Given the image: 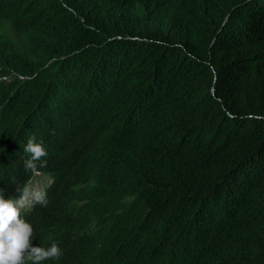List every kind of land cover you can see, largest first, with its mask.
<instances>
[{
    "label": "trees",
    "instance_id": "1",
    "mask_svg": "<svg viewBox=\"0 0 264 264\" xmlns=\"http://www.w3.org/2000/svg\"><path fill=\"white\" fill-rule=\"evenodd\" d=\"M33 136L40 264H264V0H0L8 198Z\"/></svg>",
    "mask_w": 264,
    "mask_h": 264
},
{
    "label": "clouds",
    "instance_id": "2",
    "mask_svg": "<svg viewBox=\"0 0 264 264\" xmlns=\"http://www.w3.org/2000/svg\"><path fill=\"white\" fill-rule=\"evenodd\" d=\"M24 151L31 154V159L25 161V169L33 172L31 180L22 189H17L19 199H5L3 190H0V264H26L28 261L40 264L63 255L57 243H52L48 248L33 246V226L21 218V209L33 204L46 206L48 203L46 192L28 187L33 186L32 181L45 177L38 173L36 162L47 155L46 150L42 143L35 142L33 136Z\"/></svg>",
    "mask_w": 264,
    "mask_h": 264
},
{
    "label": "rangeland",
    "instance_id": "3",
    "mask_svg": "<svg viewBox=\"0 0 264 264\" xmlns=\"http://www.w3.org/2000/svg\"><path fill=\"white\" fill-rule=\"evenodd\" d=\"M45 178L46 177H42L41 179H38V180L36 179V180L32 181L33 186L29 185L28 187L32 188L33 190H36L38 187H39L38 189H41L42 185L40 184V182H44L45 183ZM44 183H42V184L44 185ZM19 197H20V193L18 191L17 193H15V195H14V197L12 199H19ZM4 198L5 199H9L8 195H4Z\"/></svg>",
    "mask_w": 264,
    "mask_h": 264
}]
</instances>
